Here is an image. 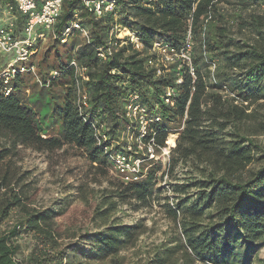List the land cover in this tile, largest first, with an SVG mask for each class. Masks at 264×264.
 <instances>
[{"label":"trees","instance_id":"trees-1","mask_svg":"<svg viewBox=\"0 0 264 264\" xmlns=\"http://www.w3.org/2000/svg\"><path fill=\"white\" fill-rule=\"evenodd\" d=\"M107 1H114L115 8L102 17L82 0L67 2L54 30L57 39L49 36L37 66L39 79L50 80L49 87L26 73L12 82L11 96L0 98V264L127 262L121 253L136 246L142 227L125 226L117 210L133 200L150 201L159 167L148 169L141 182L113 183L114 189L105 191L96 204L85 197L97 229L76 233L57 220L68 214L71 200L44 211L32 206L30 186L13 150L29 145L54 152L68 144L82 150L91 164L109 165L91 122H98V128L103 125L109 136L105 145L119 141L130 122L125 115L128 97L135 93L162 117L154 126L157 145L165 147L168 137L179 133L170 162L192 158L205 165L201 180L175 186L185 197L176 208L168 206L173 218L182 216L179 244L156 248L145 264H264L257 254L252 256L264 247V0H235L241 11L236 20L222 10L225 0ZM74 20L90 31L91 43L79 32L62 42ZM234 27L241 33L248 29L250 41L232 38ZM118 28L129 29L144 48L136 49L130 40L120 46ZM189 37L194 76L183 60L169 66L160 63L163 73L158 75L157 66L149 65L159 55L153 51L155 42L181 51ZM110 44L113 55L102 62L97 49ZM60 45L70 55L68 61L57 52ZM37 54L34 61L39 49ZM74 60L87 69L82 76L70 66ZM212 64L217 66L214 83ZM55 70L61 71L57 79ZM180 76L182 84L177 82ZM169 89L174 91L171 104L165 98ZM83 98L90 106L81 114ZM254 104L259 109L249 113ZM4 138L11 140L10 146ZM192 187L198 191L189 195ZM24 234L36 240L28 256L20 242ZM63 238L77 242L62 247Z\"/></svg>","mask_w":264,"mask_h":264},{"label":"rangeland","instance_id":"rangeland-1","mask_svg":"<svg viewBox=\"0 0 264 264\" xmlns=\"http://www.w3.org/2000/svg\"><path fill=\"white\" fill-rule=\"evenodd\" d=\"M234 2L235 0H225L221 4L222 10H225L232 20H236L238 18L236 15L241 13V11H237L239 9ZM4 5V0H0V16L6 20ZM251 10L249 9L245 14L248 15ZM116 32L119 40L124 42V44H128L130 40V42L134 43L136 49L141 50L144 48V45L142 46L136 35L129 29L118 28ZM233 32L231 34L232 38L241 41L245 40L246 42L252 35L248 29H245L244 33L239 32L237 27L233 28ZM79 40L82 41V38L79 37ZM190 41L192 49L193 41L191 38ZM48 42L46 41L39 48L40 55L35 61L37 66L49 46ZM57 52L61 55L62 60L68 61L70 55L64 53L62 45L58 47ZM53 53L52 61L54 62L57 55L55 52ZM216 68L217 66L212 64L210 69L212 83L215 82L213 76ZM30 79L32 84L36 83L35 77ZM223 94L235 97L233 93L228 91H224ZM237 103L239 102L237 101ZM257 108L259 109L258 104H254L249 108L248 112L251 113L253 109ZM175 136L177 138L178 135ZM4 142L8 146L11 145L10 139L4 138ZM168 145L170 146V137ZM13 151V159L17 166L21 168V174H25L26 182L30 186L29 196L33 199L32 206L34 208L41 211L50 207L60 208L66 202V199H69L71 200V206L68 214L58 218V223L63 226V229H69L76 233H85L88 230L95 232L97 228L90 220L93 212L87 206L84 198L86 197L96 204L100 202L105 191L108 193L114 189L113 183L116 184L122 180L110 164L104 166L91 164L82 150L68 144L54 152L45 149L39 150L29 145H18ZM149 164V170L159 167L155 175L156 182L153 197L147 204H139L136 200H133L131 204H121L116 214V217L120 218L125 226L139 224L142 227L139 230L140 236L136 246L127 248L121 253L127 259L125 264H145L156 248L162 245L174 247L179 244L182 238L183 226L180 220L182 216L178 220L173 218L168 206L172 207V209L176 208L177 202L185 197V194L175 191V186L188 185L190 181L201 180L202 171L205 168L204 164L192 158L187 162L179 160L176 164L171 163L169 166L165 157L161 156ZM197 191L196 187H192L189 188L187 193L190 195ZM20 242L25 256H28L36 245V240L32 234L22 235ZM75 242H77V239L63 238V240L59 241V244L62 247H66L67 244ZM256 254L259 258L264 259V247L255 251L252 255L253 258H255ZM95 264L102 263L98 261ZM196 264L203 263L197 262ZM255 264L260 263L257 262Z\"/></svg>","mask_w":264,"mask_h":264},{"label":"built area","instance_id":"built-area-1","mask_svg":"<svg viewBox=\"0 0 264 264\" xmlns=\"http://www.w3.org/2000/svg\"><path fill=\"white\" fill-rule=\"evenodd\" d=\"M69 1L72 0H8L5 3L4 14L7 19L4 20L0 16V98L11 96L15 91L12 82L17 76L26 73H32L40 85L49 87L50 80L43 83L39 79L34 60L38 55L39 46L48 41L50 35L57 39L54 30L64 12L65 4ZM82 1L87 8L93 9L98 17L104 16L105 13L111 12L115 8L114 1ZM76 32H79L88 44L92 42L90 31L84 28L78 20H74L73 25L66 28L62 42H67ZM123 44L124 42L121 41L120 46ZM112 51L111 44L97 49L102 62H106L113 55ZM153 51L159 55L156 60H150L149 65L157 66L158 75L163 73V70L158 66L160 63L169 66L178 60H183L190 67L191 74L194 76L190 37L185 49L181 51L159 41L155 42ZM70 66L75 67L78 76H82L83 72L87 71L84 67H80L76 60ZM178 70L181 71L182 67L180 66ZM60 75L61 71H53V79H57ZM177 82L183 83L181 76ZM78 91L80 93V90ZM172 94L174 91L169 89L165 97L167 104L173 102ZM79 101L80 112L83 114L90 105L85 98ZM125 111L130 122L120 140H111L108 146L105 143L108 142L109 136L104 133L106 130L103 125L98 128V122L94 121L91 122V125L97 132L98 145L103 146L107 161L119 178L124 183H138L145 178L149 167L144 168V164L154 162L155 159L162 156L170 166L172 151L177 146L175 143V147L171 148L168 145V140L165 147L157 145L158 130H155L154 126L162 122V117L156 112L153 113L136 93L128 97ZM85 120L89 121V117L86 116ZM172 135H178L177 142L179 133H172L170 136Z\"/></svg>","mask_w":264,"mask_h":264},{"label":"bare ground","instance_id":"bare-ground-1","mask_svg":"<svg viewBox=\"0 0 264 264\" xmlns=\"http://www.w3.org/2000/svg\"><path fill=\"white\" fill-rule=\"evenodd\" d=\"M127 32V31H126ZM129 34V33H128ZM175 138H176V136L175 135H172V136H170V146L172 147V146H175Z\"/></svg>","mask_w":264,"mask_h":264}]
</instances>
